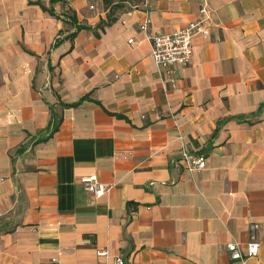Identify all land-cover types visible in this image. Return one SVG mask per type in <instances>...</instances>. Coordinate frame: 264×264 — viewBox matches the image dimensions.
<instances>
[{
	"label": "crops",
	"instance_id": "1",
	"mask_svg": "<svg viewBox=\"0 0 264 264\" xmlns=\"http://www.w3.org/2000/svg\"><path fill=\"white\" fill-rule=\"evenodd\" d=\"M207 4L172 86L138 23L183 27L197 0L99 26L101 0H0V264H264V0ZM251 223L258 253L231 259Z\"/></svg>",
	"mask_w": 264,
	"mask_h": 264
},
{
	"label": "built area",
	"instance_id": "2",
	"mask_svg": "<svg viewBox=\"0 0 264 264\" xmlns=\"http://www.w3.org/2000/svg\"><path fill=\"white\" fill-rule=\"evenodd\" d=\"M197 1L199 2L198 16L185 26L170 32H150V17L147 13L138 23L139 29L146 34L150 57L157 68L158 75L172 86L175 84L177 67L186 66L191 62L192 37L195 35L207 36L210 31L212 11L208 7L207 0ZM128 42H132V39H128ZM179 159L183 162L186 170L190 172L199 171L205 167V154L193 148L182 146ZM80 182L87 191L96 196L106 193L109 189V186L100 183L97 174L83 176L80 178ZM249 227L250 239L245 243L244 248L235 241L227 243L226 247L231 259L244 262L247 258L258 253L260 244L256 239L255 231L259 228V224L251 223ZM97 254L105 255L106 252L98 250ZM52 264H58L56 258L52 259ZM114 264H124V261L121 257H117Z\"/></svg>",
	"mask_w": 264,
	"mask_h": 264
},
{
	"label": "trees",
	"instance_id": "3",
	"mask_svg": "<svg viewBox=\"0 0 264 264\" xmlns=\"http://www.w3.org/2000/svg\"><path fill=\"white\" fill-rule=\"evenodd\" d=\"M105 11V18L100 20L98 26L101 24H110L116 20L118 12H126L143 4L144 0H101Z\"/></svg>",
	"mask_w": 264,
	"mask_h": 264
}]
</instances>
